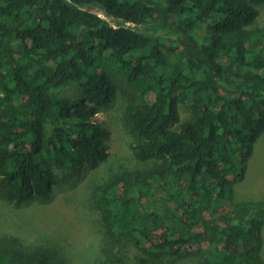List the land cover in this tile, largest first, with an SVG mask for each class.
Instances as JSON below:
<instances>
[{
    "label": "trees",
    "instance_id": "1",
    "mask_svg": "<svg viewBox=\"0 0 264 264\" xmlns=\"http://www.w3.org/2000/svg\"><path fill=\"white\" fill-rule=\"evenodd\" d=\"M262 5L0 0V201L44 200L58 171L105 161L91 117L118 96L132 158L147 167L84 187L99 240L78 264H264V201L234 199L264 134ZM71 83L79 96L56 94ZM0 264L67 262L0 234Z\"/></svg>",
    "mask_w": 264,
    "mask_h": 264
},
{
    "label": "rangeland",
    "instance_id": "2",
    "mask_svg": "<svg viewBox=\"0 0 264 264\" xmlns=\"http://www.w3.org/2000/svg\"><path fill=\"white\" fill-rule=\"evenodd\" d=\"M91 11L114 24L101 9L92 8ZM257 25H264V5L260 7ZM56 94L77 97L78 85L71 83ZM121 106V98L116 96L107 107L91 117V121L103 129L108 153L106 160L95 169L58 171V182L44 200H33L21 206L0 201V234L15 237L19 241H39L46 247L55 249L56 254L63 256L67 264H78L85 256L96 254L99 240L97 217L86 202L84 187L93 180L104 179L112 171L124 170L134 174L147 167L132 158L128 147L129 135L120 121ZM180 115L182 122L193 118L191 109L186 104H180ZM234 188L235 201H264V134L248 159L245 176L236 181ZM43 225L47 228L44 229ZM261 234V255L264 259V227ZM79 247L81 248L77 251ZM129 248L131 255H134L135 248ZM170 264L195 263L190 259H180Z\"/></svg>",
    "mask_w": 264,
    "mask_h": 264
}]
</instances>
